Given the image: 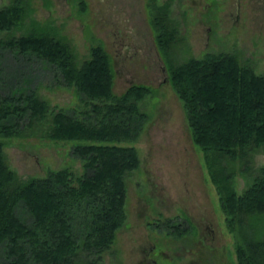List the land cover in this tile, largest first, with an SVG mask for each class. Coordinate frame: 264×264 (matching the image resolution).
I'll list each match as a JSON object with an SVG mask.
<instances>
[{
    "label": "trees",
    "instance_id": "obj_1",
    "mask_svg": "<svg viewBox=\"0 0 264 264\" xmlns=\"http://www.w3.org/2000/svg\"><path fill=\"white\" fill-rule=\"evenodd\" d=\"M156 8L153 23L168 77L227 223L241 233L238 262L264 264V220L262 227L252 215L264 213V164L253 166L264 149V73L233 51L178 59V22L166 21L168 8ZM33 11L31 0L0 6V264H96L112 251L126 217L125 173L140 163L133 141L147 115L140 102L150 87L135 83L116 93L110 56L101 45L79 61L68 40L40 24ZM26 59L42 62L73 87L77 104L54 108L32 87L34 75L20 62ZM36 125L53 139L73 141L81 170L65 165L21 177L7 162L5 137ZM238 174L246 179L243 190L235 185Z\"/></svg>",
    "mask_w": 264,
    "mask_h": 264
},
{
    "label": "rangeland",
    "instance_id": "obj_2",
    "mask_svg": "<svg viewBox=\"0 0 264 264\" xmlns=\"http://www.w3.org/2000/svg\"><path fill=\"white\" fill-rule=\"evenodd\" d=\"M9 1L0 0V6ZM31 3L32 17L63 35L79 61L88 58L96 45L108 52L116 93L135 83L150 87L140 102L147 115L133 141L140 163L125 173L126 217L116 231L112 251L96 264H240L235 247L240 230L227 223L203 152L192 137L182 99L168 77L153 16L161 6L169 9L166 21L178 22L180 40H175L174 48L178 59L200 57L208 51H233L264 73V0ZM7 59L10 63L9 54ZM8 62L6 68L11 67ZM20 62L34 75L32 87L54 108L77 104L74 88L59 76L55 78L42 62ZM38 125L36 129L27 126L21 135L5 137L9 165L23 178L45 175L48 169L65 165L81 170V158L72 151L75 143L44 135ZM253 163L254 167L264 164V149L255 154ZM235 185L243 190L245 177L236 175ZM252 215L263 227L264 213Z\"/></svg>",
    "mask_w": 264,
    "mask_h": 264
},
{
    "label": "crops",
    "instance_id": "obj_3",
    "mask_svg": "<svg viewBox=\"0 0 264 264\" xmlns=\"http://www.w3.org/2000/svg\"><path fill=\"white\" fill-rule=\"evenodd\" d=\"M10 1H11V0H10ZM10 1H9V2H10ZM6 4H7V3H6ZM2 6H3V5H2Z\"/></svg>",
    "mask_w": 264,
    "mask_h": 264
}]
</instances>
